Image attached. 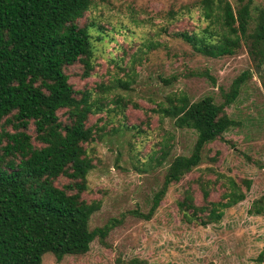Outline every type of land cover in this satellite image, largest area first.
<instances>
[{
    "label": "trees",
    "instance_id": "16d2710c",
    "mask_svg": "<svg viewBox=\"0 0 264 264\" xmlns=\"http://www.w3.org/2000/svg\"><path fill=\"white\" fill-rule=\"evenodd\" d=\"M234 2L196 0L160 14L162 24L153 17L157 30L151 31L146 49L134 51L138 43H121L120 60L109 61L112 73L96 58V42L104 40L107 25L90 18L95 0H0V264H43L46 254L59 264L67 256L88 254L96 240L108 245L121 221L113 218L91 228L105 192L90 190L88 176L99 162L94 144L125 131L133 139L155 132L148 167L168 165L149 211L134 212L140 218L151 220L174 184H183L177 208L189 225L219 224L245 200L252 182L220 172L214 165L223 153L212 157L211 152L214 143H228L225 135L241 125L228 108L252 79L250 70L222 91L221 102L212 95L193 100L186 90L160 101L149 98L145 106L130 96L140 83L138 68L155 72L184 56L220 59L246 51L262 67L264 7L255 0ZM193 11L204 27L192 21ZM184 22L190 25L176 27ZM163 34L169 36L166 42ZM260 77L264 83V74ZM158 78L170 87L179 76ZM134 110L143 114L135 122ZM113 114L124 119L123 126L108 125ZM166 119L196 134L189 155L174 156L176 137L165 128ZM205 162L213 165L204 167ZM252 206L251 214L264 215V196Z\"/></svg>",
    "mask_w": 264,
    "mask_h": 264
},
{
    "label": "rangeland",
    "instance_id": "374dc122",
    "mask_svg": "<svg viewBox=\"0 0 264 264\" xmlns=\"http://www.w3.org/2000/svg\"><path fill=\"white\" fill-rule=\"evenodd\" d=\"M95 1L97 5L90 10V18L100 25H107L102 35L104 40L96 42V58L99 64L105 65L104 70L113 73L116 70L109 61L120 60L121 43L126 42L127 47L138 43L134 51L139 48L144 51L151 31L157 30L152 25L153 17L156 23L162 24L160 14L173 6L177 9L179 5L196 0ZM255 5L264 7V0H255ZM192 21L205 26L197 20L195 11ZM187 25L190 23H180L176 27ZM163 35L162 40L166 42L169 36ZM257 68L246 51L220 59L184 56L164 67H155V72L138 68L140 83L136 91L130 93L144 106L149 98L160 101L166 94L177 90H186L193 100L212 95L221 102L222 91H227L235 78L250 70L252 79L247 82L237 102L228 108L230 116L241 125L225 135L228 143H214L211 152L212 157L217 151L223 153L214 165L220 172L252 182L244 201L228 210L219 224L208 227L189 225L180 220L178 213L177 201L184 191L180 183L170 187L151 220L140 218L134 212L149 211L151 199L161 188L168 165L157 170L148 167L155 132L149 130L137 139H133L132 132H122L94 144L99 162L88 176L90 190L98 193L102 189L105 192L103 207L93 215L91 228L103 226L113 218L121 223L109 234L107 246L96 240L88 254L67 256L59 264H132L133 260L146 264H264V260L259 261L264 252V215L250 213L253 203L264 196V83L256 72ZM191 72L194 75H189ZM207 72L215 84L204 76ZM159 74L165 78L178 75L179 79L170 87L163 86ZM74 81L80 86L83 84L79 80ZM151 90L157 91L160 97ZM131 112L129 110L128 114ZM138 117H143V114L134 110L132 121ZM123 122L124 119L117 114L111 115L107 121L110 126H123ZM165 128L176 137L174 156L189 155L196 134L177 129L172 119L165 120ZM209 165L213 163L203 164L204 167ZM43 264H57V261L53 254H46Z\"/></svg>",
    "mask_w": 264,
    "mask_h": 264
},
{
    "label": "water",
    "instance_id": "95a60500",
    "mask_svg": "<svg viewBox=\"0 0 264 264\" xmlns=\"http://www.w3.org/2000/svg\"><path fill=\"white\" fill-rule=\"evenodd\" d=\"M256 72H257V74H264V64H263V68H257L256 69Z\"/></svg>",
    "mask_w": 264,
    "mask_h": 264
}]
</instances>
